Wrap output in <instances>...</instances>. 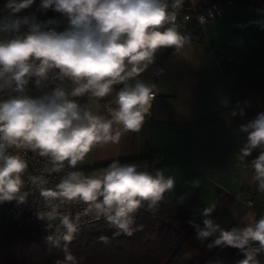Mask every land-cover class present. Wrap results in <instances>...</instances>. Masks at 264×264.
<instances>
[{
    "label": "clouds",
    "instance_id": "obj_1",
    "mask_svg": "<svg viewBox=\"0 0 264 264\" xmlns=\"http://www.w3.org/2000/svg\"><path fill=\"white\" fill-rule=\"evenodd\" d=\"M34 3L6 0V15L0 18V203L27 202L29 192L22 191L27 151L47 158L44 173L51 175L63 172L65 162L76 169L93 148L118 142L123 133L139 132L156 92L154 85L137 77L160 49L180 52L189 43L177 23L185 0H41L38 9H51L66 19L62 31L57 30V20L17 15ZM25 26L27 31L22 32ZM30 82L39 90L54 87L33 97L28 94ZM116 85H122L115 95L116 107H108L107 115L96 111L98 102L110 96ZM83 97L87 102L82 104L78 98ZM239 115H245L243 109ZM239 131L247 134L239 150L241 160L261 149L248 166L252 182L264 193V112L241 124ZM138 169L137 164L113 160L93 175L67 171L53 188L47 187L44 174L28 176L44 201L46 210L37 216L46 221V243L50 250L61 249L64 254L55 264H79L68 245L83 223L103 219L116 229L114 236L131 237L142 230L136 224L138 211L145 206L155 211L176 180L162 169L154 174ZM191 185L199 187L200 180ZM73 204L85 207L75 214L63 210ZM215 209L212 204L202 210L203 227L188 221L196 238L204 242L215 237L209 248L239 249L244 258L238 264H260L264 215L255 220V214L249 213L253 220L245 227L225 230L210 218ZM100 239L107 242V237Z\"/></svg>",
    "mask_w": 264,
    "mask_h": 264
},
{
    "label": "crops",
    "instance_id": "obj_2",
    "mask_svg": "<svg viewBox=\"0 0 264 264\" xmlns=\"http://www.w3.org/2000/svg\"><path fill=\"white\" fill-rule=\"evenodd\" d=\"M202 33L203 40L189 38L180 52L172 48L154 77L138 78L156 92L140 131L93 148L77 167L93 175L108 166L104 163L123 159L119 162L153 174L162 169L176 180L166 196L202 220V210L215 204L210 217L215 223L229 230L234 221L243 228L253 220L249 213L255 220L264 215V193L252 182L248 166L261 149L239 158L247 137L239 126L264 112V0H233L221 16L202 25ZM117 91L95 110L107 115L103 103L115 108ZM153 152L163 155L156 168ZM196 179L200 186L192 187ZM247 190L254 192L251 205L240 200ZM258 259L264 264V254Z\"/></svg>",
    "mask_w": 264,
    "mask_h": 264
},
{
    "label": "trees",
    "instance_id": "obj_3",
    "mask_svg": "<svg viewBox=\"0 0 264 264\" xmlns=\"http://www.w3.org/2000/svg\"><path fill=\"white\" fill-rule=\"evenodd\" d=\"M188 4L185 0L184 5ZM35 16L42 21L57 20L59 25L66 21L51 9L37 8ZM179 31L188 38L203 40L202 28L193 21ZM171 49H160L154 62L137 78L154 77ZM120 87L116 85L114 89ZM189 220L203 227L202 219L165 194L155 211H148L146 206L138 211L136 224L143 228L131 237L102 232L109 224L100 220L82 225L68 247L79 264H238L243 256L239 249L223 245L209 248L211 241L198 240ZM45 225L46 221L38 220L18 227L0 215V264H55L62 260V250H50L46 243ZM234 227L237 225L232 221L230 229ZM101 237H107V242H102Z\"/></svg>",
    "mask_w": 264,
    "mask_h": 264
},
{
    "label": "built area",
    "instance_id": "obj_4",
    "mask_svg": "<svg viewBox=\"0 0 264 264\" xmlns=\"http://www.w3.org/2000/svg\"><path fill=\"white\" fill-rule=\"evenodd\" d=\"M6 0H0V18L6 15V12L3 10ZM41 3V0H35V3L28 9L23 10L21 13L17 14L20 17L23 16H35V12L38 8V5ZM233 0H198L195 3H189L184 5L182 11L178 15L177 23L180 25L179 29H185L190 22H195L199 28H202V25L209 19L221 16L225 8L228 5H232ZM36 17V16H35ZM187 17V19H186ZM198 17H202L203 20H199ZM38 21H42L36 17ZM67 26L65 21L63 24L59 25L57 28L58 31H62ZM55 27V25H53ZM22 32L27 31V27H22ZM67 87H70V82H65ZM54 85H49L48 88L39 90L34 86V82H30L28 86V94L30 96L36 97L42 94V91H50ZM6 98V96L4 97ZM80 103L87 102V98H78ZM111 107L110 105L103 103V108L107 112V108ZM15 153L16 149H11ZM21 154L25 155V151L21 150ZM26 160L28 161V169L24 175L25 187L22 191L29 192L27 202L24 204H18L16 201L0 203V215L5 219L13 222L18 227H24L32 222L40 220L37 216V213L45 211V205L43 198L40 196L39 191L35 190L31 183L28 181L29 175H41L44 174L47 179H49V184L47 187L53 188L55 184L59 183L60 179L67 171L72 170H81L86 174V169L77 167L76 169H71L67 167V164L64 171L60 173H53L48 175L44 173V168L47 165L48 161L45 157H40L37 154L27 151L25 155ZM163 159V155L159 152H153L150 155V161L152 167H158ZM254 198V192L252 190H247L240 200L246 204L251 205ZM85 206L83 204H73L66 205L63 210H70L73 214L76 212L82 211ZM85 220H90V218L85 217ZM103 220V219H101ZM100 221V220H99ZM95 222V221H94ZM90 223V222H88ZM87 224L83 223L82 225Z\"/></svg>",
    "mask_w": 264,
    "mask_h": 264
},
{
    "label": "rangeland",
    "instance_id": "obj_5",
    "mask_svg": "<svg viewBox=\"0 0 264 264\" xmlns=\"http://www.w3.org/2000/svg\"><path fill=\"white\" fill-rule=\"evenodd\" d=\"M102 232L104 233H114L116 231V229L112 228L110 225L108 226H104L102 229H101Z\"/></svg>",
    "mask_w": 264,
    "mask_h": 264
}]
</instances>
